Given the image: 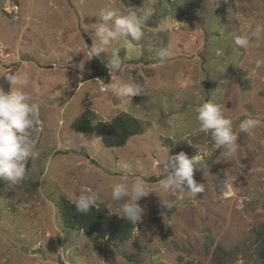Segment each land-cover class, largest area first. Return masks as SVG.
<instances>
[{
    "label": "rangeland",
    "instance_id": "1",
    "mask_svg": "<svg viewBox=\"0 0 264 264\" xmlns=\"http://www.w3.org/2000/svg\"><path fill=\"white\" fill-rule=\"evenodd\" d=\"M129 7L152 9L144 35L113 42L121 69L108 70L110 54L102 52L104 75L91 78L92 24ZM258 22L264 0H0V87L8 88L3 73L26 71L34 81L27 91L40 105L32 136L39 157L24 161L21 182L0 179V264H264V67L252 62L264 59V41L247 50L233 41ZM129 43L138 56L127 53ZM160 49L170 52L165 64L157 61ZM117 81L143 94L118 98L105 85ZM209 101L233 121L239 147L231 157L199 130L196 108ZM86 108L102 120L128 112L144 131L105 147L96 133L70 128ZM250 117L261 121L251 136L239 131ZM181 151L203 158L194 179L205 191L195 199L178 200L159 185L167 154ZM125 174L150 191L127 240L94 245L60 224L54 201H73L85 189L99 190L101 205L117 213L124 201H114L111 189Z\"/></svg>",
    "mask_w": 264,
    "mask_h": 264
},
{
    "label": "clouds",
    "instance_id": "2",
    "mask_svg": "<svg viewBox=\"0 0 264 264\" xmlns=\"http://www.w3.org/2000/svg\"><path fill=\"white\" fill-rule=\"evenodd\" d=\"M139 9L129 7L125 15L107 11L100 15L98 22L92 24L94 34L89 49L92 56H99L102 52L110 54L108 70L119 71L122 67L119 49L109 51L113 42H139L144 35L143 29L152 16V9ZM233 41L239 49L259 48L260 43L264 41V23L249 25L242 34L235 35ZM126 49L127 53L137 56L140 54V50L133 49L130 43ZM155 55L160 64H165L170 58L167 49H160ZM252 62L257 69L264 67V59L255 58ZM3 79L8 88L0 87V179L15 184L25 178L24 161L29 157L33 160L39 157V153L33 151L35 144L32 136L36 130L40 105L27 91L34 84L28 72H6L3 73ZM105 85L106 90L116 97L130 101L132 97L143 94V88L131 81L110 82ZM196 119L199 130L210 134L216 148L225 149L226 156L231 157L238 151V136L233 130V121L225 117L220 105L210 101L202 103L196 108ZM260 125V120L250 117L240 122L239 131L251 136ZM163 162L166 175L159 181V185L164 193L182 200L186 195L195 199L198 193L205 191L204 184L194 179V172L202 170L201 155L189 158L181 151L174 156L167 154ZM121 167L125 171L129 169L127 163ZM149 193L142 179L138 178L129 183L128 175H122L120 181L111 189V198L114 201H124L116 215L136 225L142 220L145 211L138 201ZM72 202L76 211L84 214L93 208L98 209L102 203L99 190L92 189L80 191ZM162 206L169 209L172 205L164 198Z\"/></svg>",
    "mask_w": 264,
    "mask_h": 264
},
{
    "label": "trees",
    "instance_id": "3",
    "mask_svg": "<svg viewBox=\"0 0 264 264\" xmlns=\"http://www.w3.org/2000/svg\"><path fill=\"white\" fill-rule=\"evenodd\" d=\"M236 80L242 87V82L238 80V76ZM70 128L84 134L96 133L102 144L108 148L124 146L131 136L142 134L144 131L141 120L128 112H119L110 120H102L98 118L94 110L89 108L81 111L71 121ZM162 143L166 147L172 148L170 139L163 138ZM28 163L26 162V165ZM54 202L60 224L65 228L81 232L90 238L94 245L103 241L112 245L121 244L130 237L133 228L136 226L121 219L103 205L84 214L77 212L74 203L65 196H59ZM183 263L203 264L191 259Z\"/></svg>",
    "mask_w": 264,
    "mask_h": 264
},
{
    "label": "water",
    "instance_id": "4",
    "mask_svg": "<svg viewBox=\"0 0 264 264\" xmlns=\"http://www.w3.org/2000/svg\"><path fill=\"white\" fill-rule=\"evenodd\" d=\"M90 43H91L90 39L87 38L86 45L88 47H90ZM90 69H91V75H90L91 78L103 76L105 72V67L103 63H101L99 58L96 56H91L90 58ZM108 78L109 77H107L106 80H108Z\"/></svg>",
    "mask_w": 264,
    "mask_h": 264
}]
</instances>
